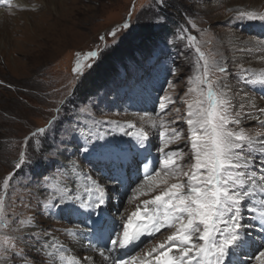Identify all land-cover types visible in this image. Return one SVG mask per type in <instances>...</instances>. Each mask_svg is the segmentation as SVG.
<instances>
[{
    "label": "rangeland",
    "instance_id": "rangeland-1",
    "mask_svg": "<svg viewBox=\"0 0 264 264\" xmlns=\"http://www.w3.org/2000/svg\"><path fill=\"white\" fill-rule=\"evenodd\" d=\"M13 1L0 0V200L5 209L0 240L21 223L32 227L25 238L30 241L29 264L33 257L35 264H50L41 241L71 239L67 233L75 223V205L65 201L74 193L69 184L78 171L95 178L104 173L106 180L105 168L116 148L127 144L133 160L137 147L152 144L150 150L161 160L149 176L152 188L139 192L140 181H132L110 203L120 214L135 205L163 218V205L144 201L180 182L164 175L170 153L171 163L183 171H189L184 165L194 163L189 111L229 100L240 112L245 96L264 101V87L258 83L264 80V67L251 64L259 50L253 41L264 43V35L256 33L264 31V22L240 18L264 17V1L164 0L159 5L154 0H25L23 6ZM42 26L46 30L40 32ZM156 36L161 42L152 41ZM92 52L97 55L90 56ZM222 67L226 74L220 73ZM245 77L257 83L245 85ZM209 91L214 100L208 98ZM243 106L245 113L254 110L253 104ZM70 126L105 138L93 139L82 152L79 132L65 135ZM38 128L46 132L32 136ZM241 130L253 137V148L259 151L256 133L264 132L259 122L245 118ZM21 153L26 162L17 170ZM69 160L79 169H70ZM49 202L57 207L44 210ZM173 231L156 232L132 255L145 257ZM254 238L258 243H250L244 255L228 264H264V243Z\"/></svg>",
    "mask_w": 264,
    "mask_h": 264
},
{
    "label": "snow or ice",
    "instance_id": "snow-or-ice-1",
    "mask_svg": "<svg viewBox=\"0 0 264 264\" xmlns=\"http://www.w3.org/2000/svg\"><path fill=\"white\" fill-rule=\"evenodd\" d=\"M2 2L7 3L9 0H2ZM154 2L161 5L164 0H154ZM240 18L259 19L264 22V17H245L241 14ZM128 27L129 23L125 22L123 28ZM110 34L115 35V33ZM96 55L95 52L90 53L92 57ZM219 71L222 74L227 73V69L223 67ZM243 83L255 84L257 81L245 77ZM258 83L264 87V80ZM223 86L227 87L226 84ZM208 98L214 100L211 91L208 92ZM243 107L241 105V111L237 112L231 101L221 100L218 105L213 103L206 109L200 108L198 112L189 111L187 124L194 133L191 139L194 163L184 165L189 168V171H183L180 165L171 163L172 153H170L169 160L163 166L164 175L171 176L180 182L171 183L153 200L144 201L146 205L161 204L164 209L163 218L160 214L149 215L145 209L143 215L147 216L150 222V228L147 229L148 235H152L151 229H155L156 232L166 228L175 229V231L166 237L164 243L145 254L143 264H225L228 249L238 239L239 230L243 227L242 209L248 204L253 194L249 185L259 183L257 176L264 180V132L256 133V143L260 145L259 151H256L253 148V137L244 135L241 130L245 117L258 120L260 128H264V119L253 116L251 113H244ZM163 108L164 105H161L162 110ZM189 108L191 109L192 105H189ZM256 110L264 114V107ZM230 115L232 119H229ZM48 123L50 126L53 121ZM232 125L236 128H232ZM45 132L46 128H38L31 135L37 136ZM77 132L83 137L85 147L81 149L82 152L88 150V145L92 144L93 139L96 141L105 138L101 135L93 138L75 126H70L65 135L70 137ZM176 135L179 136V132H176ZM52 155H55V152H48V156ZM25 162L26 155L21 153L19 162L14 165L15 169H20ZM11 175L15 178L14 174ZM40 187L44 188V181L40 182ZM261 191L264 192V189ZM99 192L98 203L96 201L81 202L78 207L84 210L100 208L105 203V189L99 188ZM78 199V197H67V200L74 204ZM40 203L38 200V207ZM56 207L55 202L44 204V210ZM249 211L251 212L252 209L249 208ZM4 212L3 201L0 200V222H3L5 218ZM141 215L139 210L134 211L123 223L122 236L121 231H118L110 241V246L101 252V256L107 253L106 258L111 260V264H134L136 260L134 256H130L128 260H119L116 257L113 259L112 254L145 234L139 227L135 231H130L134 223H143L140 220ZM258 222L264 228V216H261ZM12 223L15 224L16 220L13 219ZM31 231H33L32 227L21 223L12 233L0 240V264H15L17 260L21 264H29V253L26 249L30 241L25 238ZM36 235L38 237L39 233L37 232ZM220 237L223 239H218ZM260 255L264 257V252ZM49 256L50 264H57L54 254L50 253ZM31 262L35 264L34 257L31 258ZM40 264H44V261L41 260ZM81 264H95V261L93 257L88 256Z\"/></svg>",
    "mask_w": 264,
    "mask_h": 264
},
{
    "label": "bare ground",
    "instance_id": "bare-ground-1",
    "mask_svg": "<svg viewBox=\"0 0 264 264\" xmlns=\"http://www.w3.org/2000/svg\"><path fill=\"white\" fill-rule=\"evenodd\" d=\"M255 1H258L260 3L264 0H255ZM13 2H14L13 4L19 5V6H23L26 4L25 0H14ZM0 18L2 20V16H0ZM39 30H40V32H43L46 30V28L44 26H42L39 28ZM39 30H37V31H39ZM256 33H258V34L260 33V34L264 35V31H262V30L257 31ZM253 42L258 44L259 50L254 53L255 59L252 60L251 64H255L256 68H258L260 70L264 67V43H261L259 40H255ZM262 94L264 95V93H262ZM242 99H243L242 105H244L245 103H250V105L251 104L255 105V107L251 108V109H254L251 113L253 116H259L261 119H264V114H261V113L257 112V110H256L257 108L262 107L261 104H264V101L262 99H259L258 97L257 98L256 97L250 98V96H249V98H246V96H245ZM243 112L245 113V111H243ZM245 118H247V117H245ZM256 121L259 122L258 120H255V122ZM148 138H150V137L148 136ZM134 139H136V138L133 137L132 140H134ZM126 145L123 144V146L119 147V149L116 148L114 155H111V157L112 156H118V155L119 156L125 155L126 152L128 151ZM151 146H152V144H148V145H146V148L148 150H150ZM258 148H260V145L258 146ZM112 158H114V157H112ZM160 162H161V160L158 158V163H160ZM67 163H69V165L71 167L70 169L77 168L72 160L67 161ZM157 165H155V167ZM77 169H79V168H77ZM98 172H100V170ZM77 173H78L77 175L75 174L76 176L73 180V183L69 184L70 188H73V190H74V193L70 194L71 197H73V198L78 197L79 198L75 204L73 203V205H75L74 206L75 214L73 217L75 220L73 222H75V223L73 224V227L71 229H69V232L67 233V234L71 235V239H67L65 241L63 239H60L58 241L57 240L58 238H56V237H54V238L51 237V239L48 238L44 241H41V243H40L42 245L41 251H42V253H44L49 258H50V256H49L50 253L54 254L56 261H57V264H81V262L84 260V258L88 257V256L93 257L95 264H111V260L106 258L107 253H105L104 256H101V252H103L104 249H107L110 246L109 240H112L114 237L113 238L111 236L106 237V239L108 241L106 243H104L102 241L103 239H101L97 235V232L92 227V224L94 222L98 221L99 219L109 218V219L114 220L116 222V224H119L121 226V230H119V231H121V233H122L123 223L126 222L127 218L134 211L139 210V208H136L134 205L133 208L128 209V212L126 214H124V213L120 214L118 212V210H116V208L111 206V203H110L111 197H115L118 199L120 197V195L122 194V192L124 191V189L120 185H116L114 182H111L108 179H106V180L103 179L102 175L104 173L103 174L97 173L98 178H95L93 176V173H86L84 170L78 171ZM151 180H152V178H150V177H147L145 180H141L140 185L136 189H138L139 192L142 190H150L152 188V187L149 188V185H152ZM257 180L259 181V183L252 184L253 186L249 187L250 189H252L253 194L249 198L248 204H246L244 206V208L242 209L243 215H242V219H241V224L243 227L239 230L238 239L235 240L233 242V244L228 249L225 264H228V262L230 263V261L232 262L233 259H238L240 255H244V251L248 250L247 246L250 243H251V245L258 243L257 241H255V242L253 241L255 239L254 237H256L258 240H260V242L264 243V228H262L258 222L259 218L261 216H264V192L261 191L262 189H264V180H261L259 176H257ZM99 188L105 189V197H104L105 203L103 205H101L100 208L95 209V210H91V209L84 210V209H81L78 207L79 203H81V202L88 203L91 201H96L98 203L100 200ZM121 190H123V191H121ZM68 193H69V191H68ZM139 200L140 199H138L137 202H140ZM68 203H69L68 200L65 201V204H68ZM114 205H115V202H114ZM249 208L252 209L251 212L249 211ZM139 211L142 213L140 220L143 223L142 224L134 223L133 228L130 229V231H135L138 227L142 231H145L148 228H150V222L147 220V216L143 215L142 210H139ZM246 225H248V228H249L248 230L251 231V233L248 230H246V227H247ZM145 226H147V228ZM51 229H53V228L51 227ZM78 229H79V231H77ZM151 232L156 233V230L151 229ZM249 233H250V235H249ZM252 233H253L254 237L250 238ZM121 236H122V234H121ZM261 236H262V238H261ZM245 242H247V244ZM253 242H254V244H253ZM117 253H118V250L116 251V253L112 254L113 259L115 258L114 254H117ZM132 256L136 257L134 264H143V261H144L143 257L144 256H140V255L138 256V254H134Z\"/></svg>",
    "mask_w": 264,
    "mask_h": 264
},
{
    "label": "trees",
    "instance_id": "trees-1",
    "mask_svg": "<svg viewBox=\"0 0 264 264\" xmlns=\"http://www.w3.org/2000/svg\"><path fill=\"white\" fill-rule=\"evenodd\" d=\"M159 36H156V37H154L153 39H152V41H158V42H161L160 40H161V37H162V35H161V37H159Z\"/></svg>",
    "mask_w": 264,
    "mask_h": 264
}]
</instances>
